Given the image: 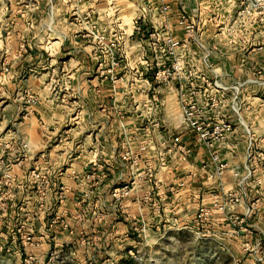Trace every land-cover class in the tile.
Here are the masks:
<instances>
[{
    "label": "crops",
    "instance_id": "1",
    "mask_svg": "<svg viewBox=\"0 0 264 264\" xmlns=\"http://www.w3.org/2000/svg\"><path fill=\"white\" fill-rule=\"evenodd\" d=\"M163 5L170 10L163 12ZM237 8L238 0H0V50L19 65L21 73L28 67L33 72L20 80L1 76L0 83L11 80L13 95L24 90L38 97L34 112L17 119L13 138L19 155L14 161L21 162L11 166L18 176L11 208L30 212L19 211L17 217L24 216L40 235L39 244L30 250L39 255L50 240L59 247L81 248V240L95 232L117 240L130 238L134 230L160 234L167 222L177 226L171 230H181L193 225L203 205L210 209L205 223L217 225L229 241L235 228L228 217L232 211L242 217L247 205L255 203L257 211L246 219L258 228L264 223V178L262 183L259 180L264 175L263 87L257 82L241 87L240 118L233 109L235 91L210 87L202 79L232 87L239 80L262 78L257 74L264 71L263 51H259L264 49L262 26H230ZM76 11H92L108 41L86 39L84 25L72 21ZM182 14L196 22L195 36L179 25ZM231 31L255 34L238 36ZM169 36L180 41L174 56L165 42ZM21 37L28 40L29 51L15 59L13 50ZM204 48L211 50L208 65ZM171 56L181 63L183 75L164 83L155 74L161 63L172 62ZM188 69L193 76L186 74ZM216 92L220 102L213 106ZM182 93L203 106L207 118L226 119L234 126L227 140L215 145L229 164L221 179L209 176L208 147L182 124ZM249 126L253 134L247 132ZM175 135L192 147L186 161L174 146ZM16 137L28 143L27 151ZM251 138L260 145L261 163L241 187ZM142 144L147 145L144 151ZM126 150L141 153L137 165L132 166V158L123 160ZM150 164L152 176L147 175ZM34 169L52 183L42 211L36 210L29 174ZM130 181L135 182L131 195L117 203L112 190ZM237 189H242L241 204L226 213L214 208L225 192ZM59 192L65 193L63 201ZM58 216L69 228L54 223Z\"/></svg>",
    "mask_w": 264,
    "mask_h": 264
},
{
    "label": "rangeland",
    "instance_id": "2",
    "mask_svg": "<svg viewBox=\"0 0 264 264\" xmlns=\"http://www.w3.org/2000/svg\"><path fill=\"white\" fill-rule=\"evenodd\" d=\"M72 21L80 26L84 25L81 20H75L74 16H72ZM228 23L230 26L235 24L238 26L261 25L263 29L261 39L264 41V0H238L237 12L230 17ZM101 33L105 35L106 43L108 37L104 32L101 31ZM231 34H238V36L251 34L254 36L255 33L231 31ZM84 35L90 41H97L88 31H84ZM197 39L199 40L198 34ZM27 42L25 37H21L19 46L13 50L15 59L23 58L29 51ZM207 50L210 53L211 50ZM167 51L169 52V49ZM259 51H263L264 56V49ZM5 56L6 53L0 50V77L6 76L8 79L9 75H15L20 80L24 79L26 74L33 73L30 67L21 73L19 65L13 64V61ZM171 57L173 61V56ZM167 62L168 64L171 63L170 61ZM116 64L117 61L115 64L113 63V65ZM164 64L166 63H161L159 67ZM257 74L262 76L261 79L256 77L255 80L263 87L261 91H263L262 97L264 98L263 69H259ZM12 84L11 80L0 83V183L4 171L11 168L14 163L19 162L14 161L19 155L16 152L19 149L15 148V138H13L17 135V121L23 114L34 112V107L38 103L37 95L24 90H19L22 92L19 93V96L13 95ZM237 101L239 102V97ZM246 130L250 134L254 133L250 126ZM19 141L21 144L24 143L22 139H19L18 143ZM256 143L253 140L254 149L258 155L260 145L257 146ZM20 153L25 154L24 151ZM262 162L264 164V157ZM258 163H261L260 158ZM263 178L264 175H261L259 179L261 183ZM11 207L12 205L6 215L0 213V264H27V259L31 257L33 260L29 264H264V223H261L258 228L248 219L234 225L231 241L228 240L229 235L223 234L224 231L213 223L208 225L204 222L197 225L195 221L194 223L192 221L194 226L188 225L192 229L183 225L181 230H171L177 226L167 222L160 234H139V230H134L130 238L123 237L119 240L110 235L107 238L101 237L95 232L89 239L83 238L85 241L81 240V248H78L77 244L59 247L54 244L53 240H50L47 242V250L37 255L30 249L39 244V231L28 225V220L21 216L27 213L26 211L23 212L17 207L14 210ZM257 209L256 207V211ZM19 211H21V215L17 217ZM17 218L19 220H16ZM22 224L33 230L35 246L24 243L18 234L17 228Z\"/></svg>",
    "mask_w": 264,
    "mask_h": 264
},
{
    "label": "built area",
    "instance_id": "3",
    "mask_svg": "<svg viewBox=\"0 0 264 264\" xmlns=\"http://www.w3.org/2000/svg\"><path fill=\"white\" fill-rule=\"evenodd\" d=\"M82 1L83 0H77L78 3H81ZM169 10H170L169 5L162 6L163 12H167ZM73 16L75 20L77 21L81 20V22H83L84 27L86 28L88 33H91V35L98 42L105 43L106 40L105 35L101 33V31L99 30V27L93 18L92 11H86L85 13L76 11ZM179 25L184 27L185 31L189 36H195L197 24L187 14L181 15L179 19ZM165 42L167 43V45H169V48L171 50L170 51L171 55L174 56L175 52L173 49L180 45V41L169 36L167 37ZM204 50H205L204 63L208 65V57L210 56V53L207 49L204 48ZM182 70L183 69L181 63L178 60L173 59V61L170 64L160 67L157 70L155 76L158 80L164 83H169L171 81L181 79L183 75ZM212 71L216 73L214 70ZM186 74L188 76H193L194 71L192 69H188L186 71ZM202 79L210 87L216 89L226 91L232 88L235 91V95L233 99V109L239 116L241 113V106L237 101V99L240 96L241 87H243L244 84L247 82L259 83L257 80L252 79L250 81L237 82L234 86L227 87L224 86L217 79L210 80L206 77H202ZM193 83L194 81L191 82V84ZM211 101H212L211 104L213 106L219 105L220 99L217 92L211 97ZM180 104L182 110V124L185 125L186 127L191 128L197 135L198 140L204 143V145H206L210 151V161L205 163V167L208 168L210 167L212 169L209 176L212 179H221L225 174V172L229 169V164L220 157L219 153L215 151V145L217 143H222L227 140L228 136L234 131L233 124L226 119L207 118L203 106L199 105V103H197L195 100H190V98L187 97L185 93H182L180 97ZM172 140L174 142V146L182 151L183 154L182 160L185 161L188 160L189 156L192 153V147L182 144L180 141V136L175 135L172 138ZM146 147L147 145L142 144V146L140 147V151H144ZM22 148L24 149V151H27L28 143L24 142L22 144ZM140 155L141 153H137L133 155L128 150L124 151L121 154L123 160L132 158V166L137 165L140 159ZM20 162L21 160H19L18 163ZM258 162H259V157L254 149L253 139L251 138L249 140V145L247 149V161L244 165L246 174L240 179L239 182L241 187L243 186L245 180L248 179L253 174L256 167H258L259 164ZM153 173H154V168L150 164L148 165L147 175L152 176ZM29 174H30V179L34 183L36 210L42 211L44 210L46 205V200L50 195V190L52 187L51 179L46 174L35 169L32 170ZM72 174L75 175L76 174L75 171H72ZM234 174L238 176L239 172L235 171ZM2 178L3 181L0 188V213L6 215V213L9 211L11 203L14 202L17 197L16 185L18 182V176L16 173L13 172L11 168H8L7 170L4 171ZM134 183H135L134 181L126 182L120 186L115 187L112 190L111 195L117 201V203H120L121 200L131 195L133 191ZM149 197H151V195H146L145 198L148 199ZM59 198L60 201H63V199H65V193L59 192ZM242 200H243L242 189L228 191L225 192L220 199H217V201H215L214 208L221 212L226 213L228 209H234L236 206L241 204ZM255 209H256L255 203H251L247 205L245 215L242 217L236 214L235 211H232L228 215L229 220L234 225L242 223L246 219V217H248L253 213ZM27 215H30V212H28ZM209 216H210L209 207L203 205L198 209L195 216V221L198 225L202 224L206 222V218H208ZM54 223H61L64 228H69V223L65 220H62L60 216L56 218V221H54ZM17 232L22 238L24 243L32 244L31 246H35L34 245L35 243H33V239H34L33 230L26 227L25 224H22L20 227L17 228ZM32 260L33 257L27 259V264H29L30 261Z\"/></svg>",
    "mask_w": 264,
    "mask_h": 264
},
{
    "label": "trees",
    "instance_id": "4",
    "mask_svg": "<svg viewBox=\"0 0 264 264\" xmlns=\"http://www.w3.org/2000/svg\"><path fill=\"white\" fill-rule=\"evenodd\" d=\"M128 260V259H127ZM125 261V260H124Z\"/></svg>",
    "mask_w": 264,
    "mask_h": 264
}]
</instances>
